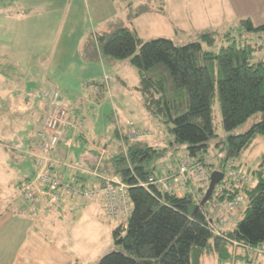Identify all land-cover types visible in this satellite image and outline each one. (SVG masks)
Listing matches in <instances>:
<instances>
[{
	"label": "rangeland",
	"instance_id": "1",
	"mask_svg": "<svg viewBox=\"0 0 264 264\" xmlns=\"http://www.w3.org/2000/svg\"><path fill=\"white\" fill-rule=\"evenodd\" d=\"M26 2L32 9L38 5L41 10L34 11L36 14L27 11L24 18H16L10 16V12H19V2L0 0V55L6 53L12 61L22 63L13 64L15 67L10 69L5 63L0 66V232L7 238L13 237L10 240L12 245L30 227V221L33 222L26 212L18 211L17 205L23 202L19 187L24 181L34 179L36 174L32 156L35 158L40 153L30 154L28 150L33 141L38 142V131L54 112L49 89L58 88L61 95L60 109H56L55 115L63 110L62 106L70 109L66 123L70 119L74 126L69 124L61 132L58 150L62 151L60 157L75 167V170H66L80 176L89 175L80 168L87 167L93 171L99 160L105 159L99 155L105 145L112 150L121 143L116 136L117 128L127 136L130 128H154V119L145 110L137 90L140 82L138 71L130 59L113 60L104 56L91 63L84 61V46L95 40L96 34L111 35L119 25H126L132 29L138 27V35L144 41L167 38L177 45H185L201 40L202 33L212 32L216 38L213 48L218 50L225 43L221 40L227 32L238 40L247 37L242 19L250 18L255 25L264 23V0H171L170 9L165 14L152 13L143 18L119 16L118 0ZM34 30L37 32H32ZM248 38L254 43L257 41L253 35ZM205 48L209 49L206 44ZM103 84L106 89H103ZM61 102H66L68 107ZM21 104L24 107L22 111L19 109ZM212 110L216 133L223 139L228 135L242 134L263 119V113L258 112L234 130L226 131L218 94ZM61 114L63 111L59 116H64ZM121 125L124 131L120 129ZM162 126L168 142H171L173 136L167 125ZM153 138L147 139L149 143H155ZM263 155L264 136L259 135L237 162L246 170L253 171L261 164ZM186 158L185 148L175 150L168 145L161 155L155 157L152 165L163 173L168 162ZM56 167L52 172L62 174L64 182L68 183L70 172L63 173L60 170L63 166ZM204 188L206 190L208 185ZM74 204L63 208L60 217L57 215L61 213L56 208L53 210L59 214L54 213L53 217L52 210L46 209L42 216L47 215L48 218L40 227L34 228L49 235L54 244L65 248L73 264H97L102 256L117 249L112 234L116 223L108 220L100 203L91 208H86L79 201L77 206ZM5 237H0V248H5L3 261L7 263L12 249L11 244L6 247ZM258 249L260 257L264 258V244ZM219 260L216 254L208 255L202 259V264H220ZM236 260L238 264H259L257 260L247 262L242 256ZM224 264L234 262L229 260Z\"/></svg>",
	"mask_w": 264,
	"mask_h": 264
},
{
	"label": "trees",
	"instance_id": "2",
	"mask_svg": "<svg viewBox=\"0 0 264 264\" xmlns=\"http://www.w3.org/2000/svg\"><path fill=\"white\" fill-rule=\"evenodd\" d=\"M241 24L247 37L238 40L227 32L221 40L225 43L218 50L213 48L216 38L212 32L202 33L201 40L177 45L167 38L144 41L135 29L126 25H119L111 35L96 34L95 40L84 46L83 58L87 63L104 56L131 60L138 71L137 90L143 106L157 123L153 129L140 128L149 132L148 136L138 139H130L117 128L116 136L121 143L112 150L107 147L109 152L103 155L105 159L99 160L95 167L97 173L106 177L118 176L128 186L126 194L132 207L130 214L121 220H113L106 214L116 223L112 234L117 249L102 256L97 264H202L205 256L213 254L219 257L220 264H224L241 256L247 262L260 256L258 248L264 244V155L259 167L253 171L246 170L237 160L257 136H264V23L255 25L247 18L242 19ZM250 35L255 36V43L249 40ZM3 60L0 59V66L5 63L9 65L8 69L15 67L13 61ZM102 87L106 89L105 84ZM217 94L226 131L234 130L258 112L263 113V119L242 134L221 138L216 133L212 110ZM69 122L72 123L70 119ZM162 124L167 125L172 134L171 142H168ZM67 127L61 126L51 133L43 124L37 133L38 142L33 141L28 152L39 151L38 144L43 136L50 139L57 134L61 141V132ZM121 128L124 131V127ZM149 137L165 143L158 140L151 144L147 140ZM58 145L48 153L51 170L57 163L75 168L67 161L54 159ZM168 145L175 150L185 148L186 156L196 159L203 172L202 180L196 179V173L189 176L188 188L182 195L174 188L167 191L160 185L148 184L150 177L160 179L167 167L174 164L168 162L163 173L152 165L155 157ZM32 159L36 174L34 179L20 185L22 197L23 190L38 175L36 158L32 156ZM230 163L243 168L250 179L241 182L240 187L226 191L224 197L232 200L244 195L245 205L240 210L221 211L216 207L217 194L226 184L223 179L208 202L201 205L208 189L204 186L209 187L213 172H225ZM206 175H210L208 179H205ZM72 181L82 185L93 183L77 175L69 178V183ZM100 183L106 182L101 180ZM31 187L33 189L34 185ZM35 192L33 201L29 200L32 204L42 194L36 189ZM96 200L100 202V199ZM101 204L103 206L102 201ZM235 218H239L238 222L233 221ZM229 219L231 221L223 225ZM212 220L220 224V235L212 230Z\"/></svg>",
	"mask_w": 264,
	"mask_h": 264
},
{
	"label": "built area",
	"instance_id": "3",
	"mask_svg": "<svg viewBox=\"0 0 264 264\" xmlns=\"http://www.w3.org/2000/svg\"><path fill=\"white\" fill-rule=\"evenodd\" d=\"M48 95H51L55 109L52 115L46 118L44 124L45 129L51 133H54L61 126L63 128H66L69 124L73 125V123L71 122L66 123V114L68 113V110L65 107L62 106L63 110L59 111V114L63 111L64 116H62L63 114H61L62 117H60L59 114L55 115L56 109H60V92L55 90H48ZM66 124L68 125L66 126ZM148 132L149 131L146 130L130 128L128 130V137L130 139H137L146 136ZM39 134L43 136L41 133ZM59 141L60 135L55 134L50 139H48V137L46 136H43V139L39 142L38 153L40 154L39 156H35L38 175L35 181L31 183L32 185H34L33 189H31L32 185L29 184L23 190L25 199H27L28 201H33L36 193L35 189L42 194L50 195L53 200H58L59 198L63 197L64 193H67V195L69 194L72 196L83 198L85 200L100 199L103 202V206L109 218L113 220H121L126 218L130 214L132 207L126 194L128 186L124 184L118 176L102 177L98 173L99 175H97L102 179V181L106 182L105 184L99 182L82 185L75 181H72L71 183H65L60 173L52 172V161L48 156V153L50 150L56 148ZM201 171L202 170L198 165L196 159L187 157L185 160L176 161L173 165H169L164 176L160 179L150 177L148 184L160 185L164 190L167 191H173L175 189L177 193L182 195L188 188V179L190 175L196 173L197 180L204 179L203 172L201 173ZM223 174V180H225L226 184H223L221 186L220 191L218 192L216 197L219 202L215 201L214 204L221 211L240 210V208L246 203L245 196L238 195L234 199L228 200L227 197H224V194H226V191L232 188L240 187L241 182L247 181L250 178L246 175V172L243 168H238L234 163H230ZM209 176L210 175H206L205 179H208ZM172 184H174L175 186H173ZM238 219L239 218H235L233 221L238 222ZM229 221H231V219L224 222L223 225H226ZM211 228L214 233L218 235L221 234L220 224L218 225L213 222L211 224Z\"/></svg>",
	"mask_w": 264,
	"mask_h": 264
},
{
	"label": "crops",
	"instance_id": "4",
	"mask_svg": "<svg viewBox=\"0 0 264 264\" xmlns=\"http://www.w3.org/2000/svg\"><path fill=\"white\" fill-rule=\"evenodd\" d=\"M11 1H15V0H11ZM80 2H82V0H79ZM87 1V0H86ZM17 7L19 8V12H10V16H15L16 18L22 17L24 18L27 14L26 12L31 11L33 14H36L39 10H41V7H39L38 5H36L37 7H33V9L27 4L26 0H17ZM119 4L117 6V9L119 12V16H123V17H131V18H143L146 17L148 15H151L152 13H157V14H165V11H168L170 9L171 6V0H118ZM6 5V4H4ZM10 9V8H8ZM36 13H35V12ZM131 22V25L133 26V22ZM37 22L35 23L36 26ZM137 33H138V27L134 28ZM32 32H37V30L32 31ZM44 43H42V49H43ZM4 55H6V58H1ZM0 59H5V60H9L12 63V58H8L7 54H3L0 55ZM13 63L17 64V65H22V63L20 61L14 60ZM49 89V88H48ZM57 89L58 88H54ZM47 90V89H46ZM62 103V102H61ZM63 105L67 106V103L64 102L62 103ZM19 109L24 110V107L21 105H19ZM46 112H48V109L46 110ZM154 126H157V123L155 121H153ZM155 139V143L158 142L159 139L156 140ZM154 143V144H155ZM108 145L104 146V151L103 153L99 152V147L97 148V151L100 153V155H104L106 153L109 152V149L107 148ZM101 150V149H100ZM56 156H53L54 159L58 162H63L64 160L60 157L62 155V151H58L55 154ZM56 166H63L64 168L60 169L63 173H69V176L71 177L72 175H77L78 177H80L82 180H87L90 182H100L101 179L97 176V171L96 169H94L93 171L88 170L87 167L85 168H80L82 169L83 172L88 173L89 175H82L80 176L77 173H74L72 170L68 171L66 169H68L65 165H61V164H56L54 166V169H56ZM75 170V168H73ZM99 175V174H98ZM100 176H104L102 174H100ZM20 193V191H19ZM77 201H79L80 203H83L85 206H87L86 208H91L92 205H96L98 203L101 204V200L100 202L97 200L94 201H88V200H83L81 198H75V197H71L69 196H65L62 197L58 200H53L51 198L50 195H44L41 194V196L38 197L37 201L35 202V204L30 203L29 201L25 200L23 197V202L19 205H17L18 207V211H24L28 214L29 217H31L33 219V222L30 221V227L27 228L25 230V232L23 233L22 237L20 238L19 241H17L16 243H14V245H12V243H10V240L13 238H7L5 237V235H2V232H0V237L2 238H6V247L11 244V257L9 259V261L6 263L3 261V255H4V247L0 248V264H73V259L71 258V256H68L67 251L65 250V248H61L60 246L54 244L53 241H50V237L49 235L43 233V231H38L35 230L34 226L36 227H40L43 223V221L45 219H47V215H43L42 214L46 211V209L50 208L51 211V217L54 216V213H58V211H60L61 215H57V216H62L63 215V208L67 209L70 208L69 205H71L73 202H75V204L73 206H77ZM1 202V200H0ZM1 205V204H0ZM54 208H56L57 210H53ZM83 208V207H81ZM103 208V206H102ZM27 210V211H25ZM59 214V213H58ZM0 218H2V213H0ZM51 219V218H50ZM1 220V219H0ZM52 220H54L52 218ZM110 220V219H108ZM110 222L114 223V221L110 220ZM115 225L113 226L114 229ZM112 229V230H113ZM2 235V236H1ZM238 253V252H236ZM205 258V257H204ZM203 258V259H204ZM77 259V258H76ZM78 260V259H77ZM76 260V261H77ZM259 262V264H261L262 262H264V258L258 256L256 259ZM78 262V261H77ZM234 264H238L236 258L233 259ZM77 264V263H75Z\"/></svg>",
	"mask_w": 264,
	"mask_h": 264
},
{
	"label": "water",
	"instance_id": "5",
	"mask_svg": "<svg viewBox=\"0 0 264 264\" xmlns=\"http://www.w3.org/2000/svg\"><path fill=\"white\" fill-rule=\"evenodd\" d=\"M223 176H224L223 173L220 171L213 172V174L211 175V181H210L209 187L205 193V196L203 197L201 201V205H205L208 202V200L213 194V191L216 185L223 179Z\"/></svg>",
	"mask_w": 264,
	"mask_h": 264
}]
</instances>
